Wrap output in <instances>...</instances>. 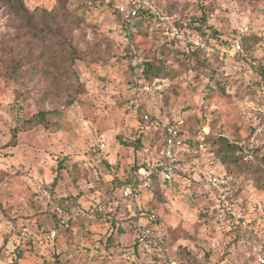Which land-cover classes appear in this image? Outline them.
Instances as JSON below:
<instances>
[{
	"label": "rangeland",
	"instance_id": "374dc122",
	"mask_svg": "<svg viewBox=\"0 0 264 264\" xmlns=\"http://www.w3.org/2000/svg\"><path fill=\"white\" fill-rule=\"evenodd\" d=\"M128 1L24 0L31 12L54 10L69 43L56 56L32 51L21 69L27 38L0 4V264H261L264 190L252 176L243 182L240 167H264V0H157L131 41L118 15ZM196 27L213 47L238 41L245 52L210 65L175 52L183 44L171 32L186 38ZM128 44L164 60L170 77L149 91L130 88ZM41 111L46 124L24 127ZM138 111L242 145L240 165H221L207 150L164 191L110 201L145 154L122 143L137 135ZM212 172L242 181L229 212ZM140 210L156 216L157 245L138 254L129 219ZM22 227L33 245L20 250Z\"/></svg>",
	"mask_w": 264,
	"mask_h": 264
},
{
	"label": "trees",
	"instance_id": "16d2710c",
	"mask_svg": "<svg viewBox=\"0 0 264 264\" xmlns=\"http://www.w3.org/2000/svg\"><path fill=\"white\" fill-rule=\"evenodd\" d=\"M155 3L152 4V8L142 11L139 16L131 23H126V21L123 19V17L119 14L118 15L121 19L122 27L124 30H126L127 37L130 38V41L132 40V32L134 30H139L140 28L147 26L151 21L152 17L155 16L153 12V6H155ZM0 4L4 6L13 16L16 20L19 22L20 29L24 32L26 36V40L23 43V49L21 52V56L19 61H17L18 69H21V64L26 61L28 64L31 62L32 59V51L38 52L39 55L38 58H42L45 55L49 56H56L58 54V50L62 49L61 47L65 45L68 42V39L66 38L65 31L58 26L57 22V14L54 10L47 11L45 9L40 10L39 12H31L27 6L24 3V0H0ZM195 32V35L200 36L203 41H207L210 39V35H208L207 31L202 27H196L193 29ZM210 41V40H209ZM132 42H130L131 44ZM128 44L127 46V57H128V71L131 72V75L129 77V80L127 83L132 85V89H141L143 84H148L149 86H160L165 80H167L170 77V72L168 66L166 65V62L162 59H159V64H154L148 57H142L139 53L136 52V49ZM219 45H215V49H224L226 52H228L232 47L233 44L229 45H223L222 43H218ZM171 46V45H170ZM214 46V44H213ZM59 47V49H58ZM72 47V45H70ZM174 48L178 49L176 46ZM175 52L182 53L183 55H186L187 57H190L192 59H197V61L201 64V61L198 59H204V63L207 65L210 64H221L223 61L219 60L216 56H210L204 54L201 51H198L194 49L190 43L183 46V49L180 51H177L173 49ZM245 52V51H244ZM134 58H138L141 60V63L137 67L132 66V61ZM15 73H13L14 75ZM137 79V83H135L134 79ZM133 83V84H132ZM137 92V91H136ZM135 98V97H134ZM135 100V99H134ZM133 100V101H134ZM132 101V102H133ZM132 106H135L133 103ZM141 111V110H139ZM138 113H141L139 112ZM45 116L46 112H38L37 114L33 115L26 123H24V127H32L36 125H43L45 123ZM143 118V113L140 114L139 121H141ZM156 119L155 117H152ZM158 120V119H156ZM160 121V120H159ZM163 123L162 121H160ZM166 125H171L172 123H164ZM203 128V125L199 126L195 130L190 129L189 131H183L187 137V141L191 142V145L194 146V148L197 146V140L196 136L198 132ZM135 134H138V130L135 131ZM13 137H17V131H15ZM164 140L163 137L156 136L154 139L149 138L145 133H142L140 135V139H138L136 142L131 141H123V145L127 146L129 149H134L135 151H144V146H149V151L147 154L152 153L155 146L157 145L158 141ZM163 142V141H162ZM16 143H13V146ZM206 145L208 147V150H211L214 153L215 158L221 165H228V164H238L240 165L242 161V155H240L242 148L236 145V143L230 142L226 137H216L213 138L212 132L207 136L206 139ZM214 146L217 147V149H214ZM239 153V154H238ZM198 155V154H196ZM193 156V155H191ZM191 156L184 157L179 162L180 166H184L186 161L191 158ZM262 160L264 161V157H262ZM139 162H136L133 167L129 170L126 179L123 181L121 180L118 182L117 186V194L113 195L110 198V201L114 200L115 198H119L117 196L118 194L121 196V199L124 201H127L122 197V190L127 187L128 185L132 184L134 186L138 185V181L136 180L135 173L138 171L139 168ZM244 164V163H242ZM241 172L244 175H241V179L243 182L247 179L245 175L249 178V176H252L254 178V189L256 191H262L264 190V167H258L257 165L252 164L247 165L244 164L240 167ZM180 174H183L182 171L178 170V176H176V179L180 176ZM239 178L233 177V180L226 185V191L227 194L223 193V198L225 204L224 209L227 208L228 212L229 207L233 206L234 204H240V201L238 197L240 196V186L242 184V181ZM253 180V179H252ZM252 180H246L252 183ZM175 183V181H174ZM173 183V184H174ZM172 184V185H173ZM240 185V186H239ZM243 186V185H242ZM165 186H163L160 181H158L156 178L153 180L152 185L140 192L139 195L144 193H153L154 191H164ZM138 195V196H139ZM137 197V196H136ZM132 199H135L133 197ZM226 212L225 214H228ZM143 214H152L147 213L143 210H140L135 216L129 219L130 223L133 224V228L136 231V223L139 219V217ZM232 220L236 221L234 215L230 212ZM241 219V218H240ZM238 221V219H237ZM157 220L153 223L154 226H157ZM131 227V228H132ZM55 238L57 239V234L55 235ZM28 245H33V241H29ZM146 246L144 244H139L138 242L135 243L133 249L136 253L141 254L142 249ZM15 249H18V245ZM25 250V249H24ZM155 257V256H154Z\"/></svg>",
	"mask_w": 264,
	"mask_h": 264
},
{
	"label": "built area",
	"instance_id": "2783aa9c",
	"mask_svg": "<svg viewBox=\"0 0 264 264\" xmlns=\"http://www.w3.org/2000/svg\"><path fill=\"white\" fill-rule=\"evenodd\" d=\"M157 0H129L127 4L118 7L119 14L123 17L126 23L133 22L139 14L147 9L152 8V4ZM170 41L173 40L181 42L185 46L188 42L190 45L203 52L208 56H216L219 60L224 61L228 55L242 54L244 49L242 45L235 41L233 47L226 52L224 49H215L212 45L203 41V39L196 36L183 37L178 31L174 30L171 32ZM141 63V60L134 58L132 66L137 67ZM137 83V79H134ZM150 86L143 84L142 90L149 91ZM182 123L166 125L161 123L159 120L152 118L151 115L146 112L143 113V118L139 122L137 127L138 134L130 135L123 139V141L136 142L140 139V135L145 133L149 138L154 139L156 136L163 137L164 140L158 141L152 153L147 154L149 146H144V156L142 162L139 164L138 171L135 173L138 185H128L122 190V197L126 200L132 199L140 194L142 190L149 188L153 180L156 178L163 186H172L178 176V170L186 172V164L180 166L179 162L182 158L188 157L194 154H205L208 150L206 145V139L209 135V129L203 127L197 134V146L191 145V142L187 141V137L181 129ZM163 141V142H162ZM242 148V145L240 146ZM106 148L104 143H100L99 149L103 150ZM245 150V149H244ZM211 174V184L217 187L222 193L227 194L226 185L231 180L225 176H218L215 172ZM156 221V216L153 214H143L139 217L136 223L137 242L140 244L152 243L157 245V239L154 236V229L152 224ZM56 233H51V237L55 238ZM32 240V235L27 227H22L18 234V249L22 250L26 247L29 241ZM258 263L264 264L263 254H257ZM1 263V261H0Z\"/></svg>",
	"mask_w": 264,
	"mask_h": 264
}]
</instances>
